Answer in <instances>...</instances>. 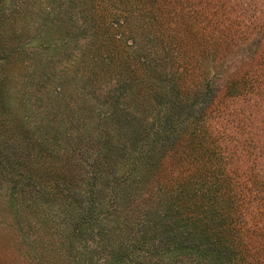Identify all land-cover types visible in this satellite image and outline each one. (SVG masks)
Here are the masks:
<instances>
[{"label": "trees", "instance_id": "1", "mask_svg": "<svg viewBox=\"0 0 264 264\" xmlns=\"http://www.w3.org/2000/svg\"><path fill=\"white\" fill-rule=\"evenodd\" d=\"M51 1L62 35L71 21L94 31L86 57L109 89L106 113L78 143L91 145L80 148L93 155L86 179L53 178L60 161L46 176L45 138L22 147L18 118L0 122L5 228L21 241L17 260L0 264H29L21 215L31 209L47 226L67 217L74 264H152L178 251L200 264H264V0ZM120 152L127 177L108 187Z\"/></svg>", "mask_w": 264, "mask_h": 264}, {"label": "rangeland", "instance_id": "2", "mask_svg": "<svg viewBox=\"0 0 264 264\" xmlns=\"http://www.w3.org/2000/svg\"><path fill=\"white\" fill-rule=\"evenodd\" d=\"M60 6V2L54 3L51 0H0V9L4 10L3 13L0 11V122L9 115L18 118L23 131L22 147H29V143L35 144L42 137L45 138V146L49 151L40 156L38 165L43 168L41 172L46 176L50 166L51 170L54 167L56 169L62 167L63 162L67 168L63 166L62 170H56L53 178L59 179L64 172H71L79 179H86L91 172L88 164L93 161V155L88 151L90 149L82 153L80 148L91 145L78 143L92 135L91 128L98 124L94 118L106 113L109 89L106 81L91 70L94 65L88 66L91 60L86 55L94 42L91 40L93 29L89 25L79 26L71 21L67 27L68 32L62 35L59 32L62 23L57 18L62 8ZM117 91H113V94ZM4 130L5 127L0 123V136L6 132ZM8 130L12 131L11 126H8ZM19 132L20 128L10 133L11 144L19 141L16 138L18 135H14ZM15 153L21 154L17 150L10 151V154ZM122 154L120 152L113 157L115 164L106 181L108 187L112 185L116 174L122 180L121 183L127 177L124 166L128 154ZM81 163L89 169L85 168L82 172ZM116 169L118 171L115 173ZM35 182L38 183V179L31 185H35ZM44 183L49 185L46 180ZM7 184L0 178V259L10 253L17 260L21 241L16 238V234L8 233L5 228H10L11 222L5 203L9 193L6 190ZM108 190H105V201H115ZM143 206L140 203L137 207L143 210ZM21 216L22 228L30 236L26 241L28 244L23 246L29 264H74L77 251L70 248V232L63 227L65 221H69L67 217L58 216L56 222L47 226L44 224L45 218L36 209ZM126 230L127 235L134 237L138 226L131 219ZM37 241L42 254L34 250ZM102 254V251L98 253L99 256ZM176 254L179 256L177 259L156 257L157 262L152 264H200V261L195 262L194 257L184 251ZM120 264L132 263L125 260Z\"/></svg>", "mask_w": 264, "mask_h": 264}]
</instances>
